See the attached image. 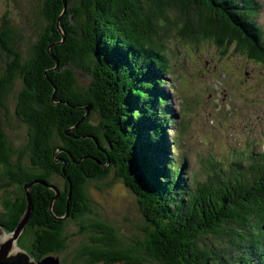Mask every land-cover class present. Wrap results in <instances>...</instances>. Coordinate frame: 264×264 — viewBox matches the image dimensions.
<instances>
[{
  "label": "trees",
  "instance_id": "1",
  "mask_svg": "<svg viewBox=\"0 0 264 264\" xmlns=\"http://www.w3.org/2000/svg\"><path fill=\"white\" fill-rule=\"evenodd\" d=\"M237 9L233 0H0V225L13 232L31 209L21 249L38 260L73 248L61 264H248L264 255V154L250 166L202 159L187 189L183 164L167 168L150 124L168 109H159L166 96L148 100L176 30L220 44L233 35L244 43L237 51L264 61L262 30L255 20L245 35ZM12 119L24 142L7 132ZM111 171L136 197L137 237H123L89 195ZM68 220L79 226L71 234ZM76 236L87 239L74 248Z\"/></svg>",
  "mask_w": 264,
  "mask_h": 264
},
{
  "label": "rangeland",
  "instance_id": "2",
  "mask_svg": "<svg viewBox=\"0 0 264 264\" xmlns=\"http://www.w3.org/2000/svg\"><path fill=\"white\" fill-rule=\"evenodd\" d=\"M253 1L257 2V0H233L238 8L237 11L243 12L241 23L246 31L245 35L249 36L254 34L253 22L258 15V8H255ZM170 12L175 15L177 10L171 9ZM177 32L176 30L175 34H171L168 43V48L171 50V68L162 77L160 76L163 83L159 80L160 85L153 90V93L152 91L149 93L152 98H149L148 103L152 105L155 99L160 101L166 96L159 105L164 108L167 101L174 116L172 123L163 118L159 120L163 122L161 125L168 140L165 146L170 149L174 147V152H171L172 155L168 154V157L176 158L178 164H181L182 158L187 157V167L183 171L187 179L186 188L190 189V173L201 171V163L196 166L197 156L202 155L200 150L195 149L196 134L205 137L209 135V139L214 142L219 159L229 158L233 149L240 150L250 146L243 150L250 153L243 165L250 166L251 163L259 161L264 154V67L250 59L243 53L244 50L243 52L235 50L240 49V45L244 43L233 35L227 41L225 38L224 44H220L213 38V40L209 39L208 35L204 36L205 34L196 35L193 40L194 35L182 39L181 36L178 38ZM119 52L123 54L124 51L121 48ZM166 52L167 49L163 50V53ZM77 77L83 84H89L92 81L90 73L83 70L77 71ZM165 115L167 116L166 111ZM11 121L13 123L6 128L7 132L13 137L22 134L20 143L24 142L25 136L22 131H25V127L17 129L18 120ZM93 121L95 123L99 121L97 115L94 116ZM129 136L126 147L129 148V155L134 158L137 150L132 153L133 146H130L132 135ZM254 145H258V150L254 149ZM178 146H180L179 149ZM260 153L263 154L257 156ZM135 160L139 162L137 156ZM109 164L104 161L103 167L110 169ZM239 171H241L240 168H237L235 172ZM109 174L108 180L90 184L89 195L93 197L97 212L111 219L115 225L117 224L123 237L130 238L131 235L137 237L141 235L138 230V226L141 225V216L137 209L136 197L124 189L122 181L115 177V171ZM108 183L112 185L107 192L97 187ZM106 193L108 200L105 198ZM112 200L113 202H110ZM61 219H66V215ZM78 227L77 223L67 221V233L77 231ZM12 233L14 231L7 232L6 235ZM86 239V236H76L72 242L73 247L76 248L77 244ZM15 244L18 246L16 242ZM73 251L74 249L71 248L57 254V264H60L59 260L62 258L73 254ZM250 259L251 264H258L260 261L256 260L255 254H252Z\"/></svg>",
  "mask_w": 264,
  "mask_h": 264
},
{
  "label": "clouds",
  "instance_id": "3",
  "mask_svg": "<svg viewBox=\"0 0 264 264\" xmlns=\"http://www.w3.org/2000/svg\"><path fill=\"white\" fill-rule=\"evenodd\" d=\"M263 35V34H262ZM211 40H213V39H211ZM236 50V49H235ZM237 51V50H236ZM243 53H245V52H243ZM247 56H250V55H248L247 53H245ZM170 55V59H171V54H169ZM170 59H169V68L167 69V71H165V73H167L169 70H170V68H171V64H170ZM250 59H252V60H255V61H257V62H261L262 60H259V59H256V58H254V57H251L250 56ZM154 65H155V67H157V63L156 62H154ZM263 67H264V64L262 65ZM164 74V72L160 75L161 77H162V75ZM157 84L158 85H160V82L158 81L157 82ZM165 105H167V101L165 102ZM164 105V106H165ZM168 106V109L167 110H165L166 112H167V116L166 115H164L163 116V119H167L168 121H169V123H170V117H171V114H172V111H171V109H170V106L169 105H167ZM160 108H162V106H160L159 107V109ZM165 109V108H164ZM173 110V109H172ZM152 115H150V117H151ZM166 117H168V118H166ZM149 118V117H148ZM159 120H162V118L161 119H159ZM158 119L156 120V121H154V123H150L151 125H157V126H159V135H158V138H157V147H158V151H159V153H160V155H161V157H162V159H163V161H164V163H165V165L167 166V168L169 169V170H171V171H173V170H175V169H177V167L180 165V164H178L177 163V159H170L169 157H168V154L169 155H172V153L171 152H174V147L172 148V149H170L169 147H166L165 146V143H167L168 142V140H167V136L164 134V132H163V127H162V123L163 122H160ZM194 139H195V144L198 146V149L199 148H201V150L203 151V155L205 154L206 155V159L207 160H210V159H213L215 156H214V152H216V148H215V146H214V142H213V140H211V139H209V135H208V137H205V136H203V135H199V134H196V136L194 137ZM165 155V156H164ZM197 156V155H196ZM171 157V156H170ZM174 157V156H173ZM172 158V157H171ZM216 159V158H215ZM215 161V160H214ZM197 162H202L201 161V159L199 158V156H197ZM181 164H183V166H184V168H186L187 166H185V164L183 163V162H181ZM63 217V216H62ZM67 217V216H66ZM6 234H7V232H6ZM32 256V255H31ZM49 256H52V257H54V258H56L57 259V257H56V255H47V256H45V257H42V258H40V259H38V260H42V259H44V258H46V257H49ZM34 258V257H33ZM35 259V258H34ZM250 259V258H249ZM260 260V261H258V264H264V255H262V250H259V253H258V256H257V258H256V260ZM36 260V259H35ZM57 261H58V259H57ZM60 261V260H59ZM251 262V261H250ZM250 262L248 263V264H250ZM97 264H100V263H97ZM254 264H256V263H254Z\"/></svg>",
  "mask_w": 264,
  "mask_h": 264
},
{
  "label": "water",
  "instance_id": "4",
  "mask_svg": "<svg viewBox=\"0 0 264 264\" xmlns=\"http://www.w3.org/2000/svg\"><path fill=\"white\" fill-rule=\"evenodd\" d=\"M54 189L57 190L56 187ZM30 212L31 209L29 208L24 219H22L21 223L16 227L14 233L10 235H6V231L2 225H0V264H46L47 261H53L54 264L58 263L57 259L52 256L46 257L42 260H35L31 254L21 248H19L21 251H12L14 243H17V239L28 221Z\"/></svg>",
  "mask_w": 264,
  "mask_h": 264
},
{
  "label": "bare ground",
  "instance_id": "5",
  "mask_svg": "<svg viewBox=\"0 0 264 264\" xmlns=\"http://www.w3.org/2000/svg\"><path fill=\"white\" fill-rule=\"evenodd\" d=\"M255 3V8H257L258 6H257V4H256V2H254ZM261 38H264V36L263 35H261L260 36ZM222 42V41H221ZM225 42V40L223 41V43ZM88 109H90V107H88ZM264 153V152H263ZM261 154V153H260ZM246 157V156H245ZM244 157V159H241V158H239V160L238 161H242L243 163H245L246 162V160L248 159V158H245ZM203 159H205V158H203ZM219 159V158H218ZM219 160H221V159H219ZM221 161H223V160H221ZM224 162V161H223ZM224 164H226L225 162H224ZM12 251L13 252H18V251H21L20 249H19V247L18 246H16V244L14 243V246L12 247ZM46 264H53V261H49V262H46Z\"/></svg>",
  "mask_w": 264,
  "mask_h": 264
},
{
  "label": "flooded vegetation",
  "instance_id": "6",
  "mask_svg": "<svg viewBox=\"0 0 264 264\" xmlns=\"http://www.w3.org/2000/svg\"><path fill=\"white\" fill-rule=\"evenodd\" d=\"M54 186L57 187L56 185H54ZM66 250H67V249H66ZM66 250H64V251H66ZM54 254L57 255L56 253H54ZM54 254H47V255H54ZM47 255H46V256H47ZM44 257H45V256H44ZM65 259H66V257H65L64 259L62 258V259L60 260V264H61L62 261L65 260ZM47 262H49V261H47ZM53 264H54V263H53Z\"/></svg>",
  "mask_w": 264,
  "mask_h": 264
}]
</instances>
